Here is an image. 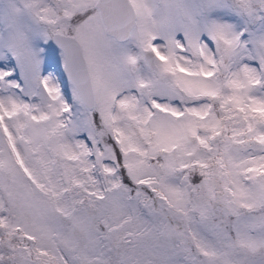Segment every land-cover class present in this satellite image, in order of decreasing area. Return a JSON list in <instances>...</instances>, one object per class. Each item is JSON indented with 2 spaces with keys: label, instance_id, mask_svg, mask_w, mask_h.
<instances>
[{
  "label": "snow or ice",
  "instance_id": "1",
  "mask_svg": "<svg viewBox=\"0 0 264 264\" xmlns=\"http://www.w3.org/2000/svg\"><path fill=\"white\" fill-rule=\"evenodd\" d=\"M0 264H264V0H0Z\"/></svg>",
  "mask_w": 264,
  "mask_h": 264
}]
</instances>
